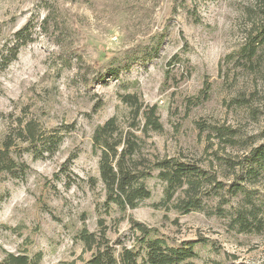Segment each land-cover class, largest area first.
I'll use <instances>...</instances> for the list:
<instances>
[{
  "label": "rangeland",
  "instance_id": "374dc122",
  "mask_svg": "<svg viewBox=\"0 0 264 264\" xmlns=\"http://www.w3.org/2000/svg\"><path fill=\"white\" fill-rule=\"evenodd\" d=\"M263 17L264 0H0V55L24 27L31 40L0 69V137L14 138L12 156L26 165L0 173V261L12 253L40 254L37 264H87L95 249L79 240L83 231L116 257L128 248L140 259L137 222L170 246L200 242L180 264H264V213L260 231L229 225L235 208L264 211V172L239 177L249 150L264 145V43L251 62L240 53ZM153 43L156 58H136ZM125 57L128 70L99 81L100 66ZM126 95L157 108L160 131L144 127ZM111 118L146 158L195 164L222 183L225 217L216 196L187 214L163 204L157 171L146 180L150 198L135 209L105 205L91 137ZM26 123L36 129L33 145L15 139ZM232 183L251 203L228 196Z\"/></svg>",
  "mask_w": 264,
  "mask_h": 264
},
{
  "label": "trees",
  "instance_id": "16d2710c",
  "mask_svg": "<svg viewBox=\"0 0 264 264\" xmlns=\"http://www.w3.org/2000/svg\"><path fill=\"white\" fill-rule=\"evenodd\" d=\"M26 31L27 27L19 30L15 34L19 42H16L6 54L0 55V69L13 61L19 49L31 41L25 34ZM262 43H264V17L261 27L254 36L248 37L240 52L243 56L245 55L246 62H251L255 58L256 50ZM158 51V45L153 43L140 52V57L136 56V58H142L143 61L151 60L157 57ZM130 59L125 57L123 62L114 60L113 64L111 63L105 70H103L105 66H100L99 81L106 83L109 79H117L121 72L129 69ZM123 102L129 105L136 117L141 119L144 127L160 131L161 125L155 106L144 108L135 95L123 96ZM36 137L35 127L31 123H26L24 128L18 131L15 139L33 145ZM13 139L10 136L0 137V173L6 172L14 175L26 169L24 163L16 161L12 156ZM91 139L93 147L99 150L98 173L105 205L116 206L120 213L135 209L141 201L150 198L151 193L146 180L152 177L153 171H157V177L165 183L163 204L172 203L174 210L187 214L191 211H204L203 199L216 196L219 198L215 211L220 217H225L226 211L221 206L227 204L228 200L227 197L219 194L224 185L217 182L215 177L209 175L206 170L174 158H154L153 160L146 158L141 154L140 145L134 135L129 131L126 133L118 131L113 118L98 126ZM240 172V179L256 177L258 173L264 172V145L249 150L243 162L240 163ZM90 181L94 185L97 180L91 179ZM238 192L245 194L247 191L244 190L242 184L232 183L228 186L226 193L231 197ZM245 202L251 203L247 194H245ZM248 207L235 208L229 218L231 228H236L237 231L243 233L253 231V227L258 231L262 229L263 222L259 221L258 214L264 211L261 208L255 209L252 204ZM132 228L139 231L141 235L138 244L139 249L144 251L142 258L139 259V250L134 252L128 248H122L116 257L114 250L101 241L103 238L97 239L92 233L83 231L78 235L79 240L88 250L92 251L93 247L95 249L87 264H180L197 256L193 247L195 243H200L198 241L170 246L165 239L158 237L153 230L140 223L132 222ZM39 259L40 254L30 258L26 254L5 253L0 264H37Z\"/></svg>",
  "mask_w": 264,
  "mask_h": 264
}]
</instances>
